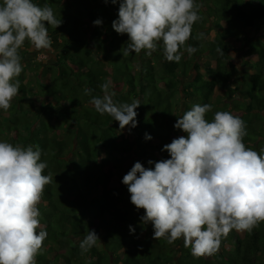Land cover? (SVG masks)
Returning <instances> with one entry per match:
<instances>
[{
	"label": "trees",
	"instance_id": "1",
	"mask_svg": "<svg viewBox=\"0 0 264 264\" xmlns=\"http://www.w3.org/2000/svg\"><path fill=\"white\" fill-rule=\"evenodd\" d=\"M196 2L201 19L187 45L197 51L190 56L181 49L176 63L160 49L123 57L128 37L112 28L119 2L33 0L51 6L62 24H46L52 45L45 60L30 64L28 56L37 52L27 41L19 50L20 92L7 112L0 110V141L38 145L44 174L52 176L38 205L37 231L47 237L36 264H264V222L251 232L232 230L216 254L195 258L182 239H153L152 225L140 220L144 210L130 202L122 183L135 162L154 168L149 160L170 158L163 146L187 135L174 124L195 104L213 106L209 121L216 111L239 116L246 123L245 145L264 148V0ZM96 19L101 26H94ZM249 32L254 40L247 39ZM233 50L242 52L243 73L232 63ZM105 82H111L115 103H141L137 126H126V133L84 93L90 88L92 96H102ZM89 230L100 240L83 252L80 243Z\"/></svg>",
	"mask_w": 264,
	"mask_h": 264
},
{
	"label": "clouds",
	"instance_id": "2",
	"mask_svg": "<svg viewBox=\"0 0 264 264\" xmlns=\"http://www.w3.org/2000/svg\"><path fill=\"white\" fill-rule=\"evenodd\" d=\"M110 2H119L113 30L128 37L120 50L123 57L142 51L151 56L160 49L165 60L179 63L181 49L190 56L197 51L187 45L193 25L201 19L202 4L196 0ZM102 23V19L93 21L94 26ZM46 24L55 29L62 24L51 6L40 7L33 0H0V110L7 112L20 92L19 50L25 42L31 51L51 52ZM203 37L200 33L198 38ZM100 89L102 96L84 89L95 110L118 121L121 130L129 125L135 128L140 101L115 103L111 82ZM212 107L195 104L177 119L174 128L187 135L163 146L170 158L149 160L154 168L135 162L122 178L130 202L144 210L141 222L152 225L153 239L169 244L182 239L195 258L216 254L232 230L251 232L264 222V148L258 152L245 145L246 123L229 111H216L207 120ZM145 139L152 137L146 133ZM41 154L38 145L0 141V264H36L47 237L45 230L37 231L41 228L38 205L52 182V176L44 174L47 163L41 162ZM129 229L135 233L131 225ZM97 240V233L89 230L81 250L88 251Z\"/></svg>",
	"mask_w": 264,
	"mask_h": 264
},
{
	"label": "rangeland",
	"instance_id": "3",
	"mask_svg": "<svg viewBox=\"0 0 264 264\" xmlns=\"http://www.w3.org/2000/svg\"><path fill=\"white\" fill-rule=\"evenodd\" d=\"M255 36H257L255 34V32H249L248 34H246V37L249 41L254 40ZM247 42L245 43L244 46H246ZM234 48L238 49L239 47L237 45L234 46ZM231 56H232V63L234 65H239V68H237L239 70L240 73H243V71L245 70V66L243 65V60H242V52H235V50H233L231 52ZM29 60H30V64H34V62H40L42 60L46 59V56L44 55V53H35L34 55H29ZM124 133L127 132V128H125L123 130ZM239 234L242 233V231H238Z\"/></svg>",
	"mask_w": 264,
	"mask_h": 264
}]
</instances>
